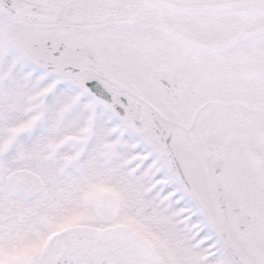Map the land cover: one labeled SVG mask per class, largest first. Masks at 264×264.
I'll return each mask as SVG.
<instances>
[{"label":"snow or ice","instance_id":"obj_1","mask_svg":"<svg viewBox=\"0 0 264 264\" xmlns=\"http://www.w3.org/2000/svg\"><path fill=\"white\" fill-rule=\"evenodd\" d=\"M0 264H264V0H0Z\"/></svg>","mask_w":264,"mask_h":264}]
</instances>
